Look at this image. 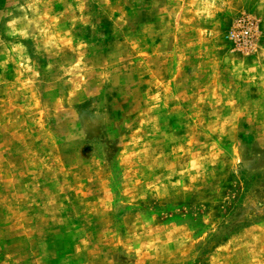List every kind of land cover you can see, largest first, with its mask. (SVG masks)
Wrapping results in <instances>:
<instances>
[{
	"label": "rangeland",
	"instance_id": "obj_1",
	"mask_svg": "<svg viewBox=\"0 0 264 264\" xmlns=\"http://www.w3.org/2000/svg\"><path fill=\"white\" fill-rule=\"evenodd\" d=\"M0 264H264V0H0Z\"/></svg>",
	"mask_w": 264,
	"mask_h": 264
}]
</instances>
